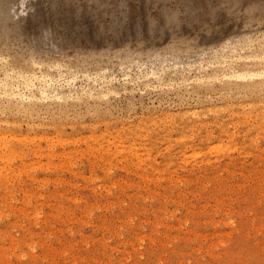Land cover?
<instances>
[{
  "label": "rangeland",
  "instance_id": "rangeland-1",
  "mask_svg": "<svg viewBox=\"0 0 264 264\" xmlns=\"http://www.w3.org/2000/svg\"><path fill=\"white\" fill-rule=\"evenodd\" d=\"M0 59L78 84L0 95V264H264V0H0Z\"/></svg>",
  "mask_w": 264,
  "mask_h": 264
},
{
  "label": "bare ground",
  "instance_id": "bare-ground-1",
  "mask_svg": "<svg viewBox=\"0 0 264 264\" xmlns=\"http://www.w3.org/2000/svg\"><path fill=\"white\" fill-rule=\"evenodd\" d=\"M0 61L4 65L6 64L3 59H0ZM262 64H264V62ZM152 74L157 76L155 77L157 81H162L157 73L153 72ZM65 76L64 73H61L57 79H52L46 75L37 76L33 74L25 76L16 73L15 71H9L5 74L4 78L1 79L0 77V95H6L12 100L19 98L20 100H26L28 102H32L34 99H40L45 102L54 96L59 98V89H63L70 85H73L74 88H77L78 86L75 79L72 78V80L69 81ZM260 76H264V69L262 71H238L232 69L225 75V77H231L234 79H252Z\"/></svg>",
  "mask_w": 264,
  "mask_h": 264
}]
</instances>
